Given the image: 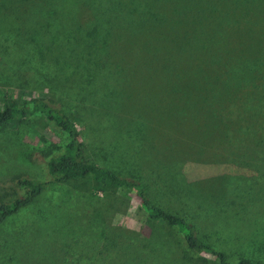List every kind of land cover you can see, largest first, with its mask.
<instances>
[{"label":"rangeland","instance_id":"1","mask_svg":"<svg viewBox=\"0 0 264 264\" xmlns=\"http://www.w3.org/2000/svg\"><path fill=\"white\" fill-rule=\"evenodd\" d=\"M37 97L73 121L87 159L141 180L228 261L264 264V0H0V109ZM67 140L38 113L5 125L0 196L16 176L49 180ZM151 233L184 264H220L91 177L0 224V264H169L141 244Z\"/></svg>","mask_w":264,"mask_h":264},{"label":"trees","instance_id":"2","mask_svg":"<svg viewBox=\"0 0 264 264\" xmlns=\"http://www.w3.org/2000/svg\"><path fill=\"white\" fill-rule=\"evenodd\" d=\"M96 1L99 3L102 2V0ZM256 8H258L256 3L249 4L242 2L240 5L241 13L247 10L253 11V9ZM245 66L244 64L241 68ZM193 76L196 77L198 75L193 73ZM36 113L44 116L47 120L64 131L68 135V140L58 151L49 155L45 161L46 173L50 176L49 180H38L23 176L15 177V185H10L9 187L12 193L0 196V224L5 222L10 216L20 212L35 202L50 184L91 177L98 185H108L133 190L139 200L141 208L145 211L149 219L160 221L173 227L176 232L175 236L177 234L180 237L181 243L188 251L196 250L212 255L220 264H262L243 257L236 262L228 261L224 251L215 248L209 242L198 237L196 230L185 217L169 212L163 207L154 204L149 197L145 184L141 180L134 177L122 176L110 167L103 166L87 159L84 155L85 143L80 139L73 121L63 114L47 97H37L30 103L18 106L5 105L0 109V131L10 122L16 119H27ZM20 189L23 190L25 194L19 193L18 190ZM123 232L124 236L130 234L129 231ZM112 233V231L108 230L105 235L107 247H109V245H116L117 237H110ZM172 243L175 247L179 244L178 241L174 243L173 240L170 242L168 239L162 238H160L159 241L158 237H155L153 233L150 234L149 238L141 240V244L146 248L150 246L151 250L149 249V251H157L159 248L161 251L160 254L166 255L169 264H184V260L192 259L181 255L176 249H172V247H174ZM140 261H142V259ZM191 264H194V262Z\"/></svg>","mask_w":264,"mask_h":264}]
</instances>
